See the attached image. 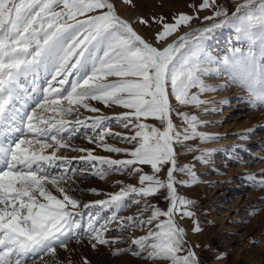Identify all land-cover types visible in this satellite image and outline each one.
Wrapping results in <instances>:
<instances>
[{"label": "snow or ice", "instance_id": "6c2138e0", "mask_svg": "<svg viewBox=\"0 0 264 264\" xmlns=\"http://www.w3.org/2000/svg\"><path fill=\"white\" fill-rule=\"evenodd\" d=\"M123 2L132 4V0ZM189 7L195 15L181 12L171 20L163 15L151 20L138 18L139 24L158 26L149 41L118 15L111 0H0V264H28L38 255L41 259L55 258L57 248L68 251L69 241L75 237L79 242L83 235L94 250L98 245L111 246L121 242L119 238H105L114 222L126 230L137 223L152 225L161 217L166 219L149 228L146 235L132 239L131 244L138 249L132 255L162 264H200L185 230L175 219L176 215L193 217L188 207L194 201L178 196L174 186L198 181L189 166L177 168L174 145L196 137L201 141L213 137L197 131L196 115L179 111L176 115L187 127L177 130L172 120L173 100L179 106L206 104L200 94L218 89L206 84L204 77L215 74L227 78L219 89L239 85L254 108H264V0H242L231 14L217 0H201ZM206 9L212 14L203 21L211 23L193 28L192 21L199 20L198 13ZM182 27L189 30L180 34ZM223 27L234 28L247 50L235 48L231 55L218 60L207 51L206 42ZM41 71L52 79L43 99L29 112L28 98L22 95V78L35 77ZM69 77L75 79L70 81ZM68 83L70 89L64 87ZM90 101L127 111L113 117H89V125L78 112L80 108L98 112ZM74 114L75 120L67 119ZM149 117L159 121L162 130L142 122L141 118ZM110 119L126 129L131 126L134 134L110 132L104 125ZM79 126L90 127L93 132L103 129L95 137L97 147L131 157L114 160L93 155L91 149L72 148L87 152L80 160L94 168L98 163L116 171L131 166L130 175L142 171L136 165H150L152 169L151 175H139L140 187L129 184L106 200L84 204L89 218L82 232L76 219L83 215L80 202L65 187L74 183L76 170L70 167L68 157L58 154L69 147L63 134L68 133L70 139ZM106 135L135 146L131 150L113 147L103 142ZM88 140L94 142L92 137ZM166 165H170L167 177L161 180L157 174ZM56 168L61 171L54 173ZM177 171L187 172L189 180L177 181ZM93 174L101 179L106 175L102 168ZM259 186L264 187V180ZM161 189L167 190L166 211L146 205L143 211L151 208L147 219L118 217L129 200L139 204L135 197L154 196ZM97 206L93 213L91 209ZM105 210L111 215L100 223ZM194 224L193 232H200L199 224ZM128 251L131 248L116 249L112 255ZM83 264L90 262L84 258Z\"/></svg>", "mask_w": 264, "mask_h": 264}, {"label": "rangeland", "instance_id": "374dc122", "mask_svg": "<svg viewBox=\"0 0 264 264\" xmlns=\"http://www.w3.org/2000/svg\"><path fill=\"white\" fill-rule=\"evenodd\" d=\"M111 2L116 6L118 15L131 22L138 34L152 41L158 26L152 24L148 27L139 24L138 18L151 20L153 16L163 15L171 20L174 15L181 12L195 15L196 13L189 5H199L201 0H132L130 5L125 4L123 0H111ZM217 2L231 14L235 11V5L241 3L242 0H217ZM211 14V10L208 9L199 12L200 19L193 20L192 27L197 28L211 23L203 21L204 16ZM188 30L182 27L180 34ZM235 48L246 51L247 44L231 27L217 29L211 39L206 42L207 51L218 60L231 55ZM38 79H40L38 83L42 86L36 85ZM51 79V75L43 71L35 77L29 76L26 80L22 78V95L28 94L29 96L31 91L32 96L37 97L41 93L44 95V89L49 87ZM72 79L75 77H69L70 81ZM226 79L224 76L215 74L204 77L206 84L218 90L200 94V99L207 103L199 107L179 106L173 100L175 111L172 114V120L177 130L183 131L187 127L176 115V111H179L188 115H196L199 121L197 131L213 137L206 141H201L199 137H196L174 145L177 168L189 166L198 181L187 186L182 183L174 185L178 196L194 201L188 210L195 214L190 218H181L176 215L175 219L185 230L188 245L196 253L200 264H264V187L259 186V182L264 180V108H254L248 102L247 92L239 85L231 84L226 90L219 89L218 86L224 84ZM54 86L58 84L54 83ZM64 87L70 89V83L65 84ZM33 88H39L40 92L34 94ZM193 91L196 90L193 89ZM28 96L27 101L32 102V98ZM39 101V98L34 100L28 111L31 112ZM89 103L99 111L93 113L80 108L78 112L80 118L86 119L89 125L91 124V120L87 119L89 117H113L127 111L117 105L105 106L99 101ZM67 119L75 120L76 114ZM141 120L161 130L163 128L159 121L151 117L141 118ZM104 125L112 133H121L124 136L134 134L131 126L126 129L114 119L106 120ZM102 130L97 129L93 132L90 127L79 126V130L70 139L68 133L63 134L69 147L60 149L58 153L68 157L72 161L70 167L76 170L75 175L72 176L74 183L66 184L65 187L69 189V194L80 202L82 210L84 204L106 200L110 194L119 192L121 187L126 185L140 187L139 175L152 174L150 165H136L135 167H139L142 171L130 175L131 166L123 171H116L108 169L107 165L98 163L94 168L89 162L80 160L79 157L86 156L87 152L72 151V148L91 149L93 155L114 160L131 158L123 152L111 153L105 151L103 147H97L98 141H95V137ZM88 137H92L94 142L89 143ZM103 142L127 150L135 146L134 143H127L112 135H106ZM168 166L170 165L164 166L163 170L157 174L161 180L166 179ZM97 168H102L106 173L103 179L93 174ZM60 171L61 169L56 168L53 172L59 173ZM174 177L177 181L189 180L187 172H174ZM49 187L51 189V186ZM92 189L96 191L93 192ZM51 190L59 195L55 189ZM166 195L167 190L161 189L154 196L135 197L140 200V203H132L129 200L128 206L118 213V217L133 216L147 219L151 215V208L143 211L146 205H154L166 211L169 206V202L165 199ZM98 208L99 206L91 211L95 213ZM110 215L111 211H102L101 216L104 219L100 223H103ZM88 218V210H83V215L76 217L82 225L81 232L83 227L87 226ZM163 219L166 218L161 217L153 221L152 225L141 226L137 223L136 227L126 230H120L118 224L114 222L109 226L105 238L109 240L119 238L120 243L111 246L98 245L94 250L87 235H83L79 242L74 237L69 241L68 251L57 248V251H62V254L56 258L57 260H53L56 264L58 261L68 264L69 260L71 264H83L84 258H87L90 264H162L160 261L153 262L132 255V252L138 249L131 244V241L146 235L149 228H154L155 224ZM194 221L201 228L198 233L193 232ZM252 231H255L254 234H251ZM245 241H247L246 244ZM240 246H243L245 252L239 261H235L233 257ZM127 248H131V251L112 255L113 250ZM48 258L51 256H43V259L33 258L28 261V264H46Z\"/></svg>", "mask_w": 264, "mask_h": 264}, {"label": "bare ground", "instance_id": "6f19581e", "mask_svg": "<svg viewBox=\"0 0 264 264\" xmlns=\"http://www.w3.org/2000/svg\"><path fill=\"white\" fill-rule=\"evenodd\" d=\"M44 78V77H43ZM42 78V79H43ZM38 82H40V79H38L37 80V83ZM33 92H34V94H38L39 92H40V89L39 88H33ZM258 227V226H257ZM258 229V228H257ZM254 232L255 231H252L251 232V234L253 233L254 234ZM247 243V241H245V244ZM244 243H243V246L245 245ZM243 246L241 247H239L237 250H236V252H235V254H234V260L235 261H239L240 259H241V256H242V254L245 252L244 251V248H243ZM60 254H62V251H57V256L55 257V258H53V257H51V258H48V261H46V264H56L55 263V261L53 260V259H56ZM57 260V259H56Z\"/></svg>", "mask_w": 264, "mask_h": 264}]
</instances>
